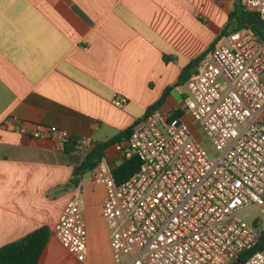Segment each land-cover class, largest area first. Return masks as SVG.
I'll list each match as a JSON object with an SVG mask.
<instances>
[{
  "label": "crops",
  "instance_id": "obj_1",
  "mask_svg": "<svg viewBox=\"0 0 264 264\" xmlns=\"http://www.w3.org/2000/svg\"><path fill=\"white\" fill-rule=\"evenodd\" d=\"M233 4L0 0V247L48 226L52 237L38 264H115L105 186L93 182V171L78 186L70 183L89 150L21 135L13 119L98 144L135 129L160 103L165 112L181 111L201 141L199 124L185 112L186 83L203 70ZM184 71L187 80L179 83ZM121 98L126 103L116 105ZM128 140L107 148L112 168L123 160L117 146ZM79 195L88 237L81 262L54 235L63 209Z\"/></svg>",
  "mask_w": 264,
  "mask_h": 264
},
{
  "label": "built area",
  "instance_id": "obj_2",
  "mask_svg": "<svg viewBox=\"0 0 264 264\" xmlns=\"http://www.w3.org/2000/svg\"><path fill=\"white\" fill-rule=\"evenodd\" d=\"M264 18V0H244ZM185 112L213 145V157L181 118L160 108L133 130L123 159L140 161L137 172L117 184L104 158L93 182L106 188L103 217L115 264H264L254 251L264 230V46L248 29L226 35L201 73L186 83ZM123 106L125 98L117 99ZM16 130L32 139L75 141L90 150V136L74 138L55 126ZM9 123V119L3 121ZM69 201L54 226L62 247L84 261L88 237L79 199ZM257 210L252 223L245 216Z\"/></svg>",
  "mask_w": 264,
  "mask_h": 264
},
{
  "label": "trees",
  "instance_id": "obj_3",
  "mask_svg": "<svg viewBox=\"0 0 264 264\" xmlns=\"http://www.w3.org/2000/svg\"><path fill=\"white\" fill-rule=\"evenodd\" d=\"M244 28L250 30L264 46V18L257 12L247 10L244 5V0H234L233 9L228 15V23L217 36L208 53L213 51L226 35ZM206 55L207 53L204 54L203 57ZM187 70L188 69L185 71ZM185 71L182 73L179 83L187 80ZM159 104L160 103L153 106L149 112L156 109ZM180 116L181 111H177L172 114V119H178ZM133 130L134 127L119 133L107 142L98 143L91 148L87 152L82 163L74 168L70 183L74 186H78L82 177L92 172L104 159L107 148L130 138ZM139 167L140 161L137 156L131 159H123L122 162L112 170L115 182L117 184L124 182L134 175ZM51 237L52 232L50 228L48 226H42L23 238L0 247V264H38ZM257 250L264 251V230L262 231L260 242L254 251ZM250 255L251 252H242L231 264H242Z\"/></svg>",
  "mask_w": 264,
  "mask_h": 264
},
{
  "label": "rangeland",
  "instance_id": "obj_4",
  "mask_svg": "<svg viewBox=\"0 0 264 264\" xmlns=\"http://www.w3.org/2000/svg\"><path fill=\"white\" fill-rule=\"evenodd\" d=\"M201 143L205 147V149L209 152V154L211 156H213V157L217 156V152L215 151L213 145L211 144V142L207 138L202 136ZM258 214H259V212L257 210H252L246 214L245 218H246L248 223H252Z\"/></svg>",
  "mask_w": 264,
  "mask_h": 264
}]
</instances>
